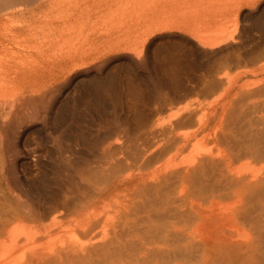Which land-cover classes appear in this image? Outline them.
<instances>
[{
	"label": "bare ground",
	"instance_id": "bare-ground-1",
	"mask_svg": "<svg viewBox=\"0 0 264 264\" xmlns=\"http://www.w3.org/2000/svg\"><path fill=\"white\" fill-rule=\"evenodd\" d=\"M256 2L0 0V264H264V38L213 18ZM179 24L207 68L158 98Z\"/></svg>",
	"mask_w": 264,
	"mask_h": 264
},
{
	"label": "rangeland",
	"instance_id": "rangeland-1",
	"mask_svg": "<svg viewBox=\"0 0 264 264\" xmlns=\"http://www.w3.org/2000/svg\"><path fill=\"white\" fill-rule=\"evenodd\" d=\"M249 9H252L251 13L248 12ZM215 11H217V14L213 18L224 19L227 14H229L231 18H233L234 15L242 17L246 28L248 30L252 29V36H256L255 38L260 39L264 38V0H257L253 6L247 4L233 6V8L230 7V9H226V11L223 10V6L219 5ZM191 32L192 30L190 28H186L185 25L179 24L169 28H161L147 38L146 41L150 45L149 55L156 67V73L153 79L155 77L163 78L167 83L166 90L163 88L158 90V98L164 99L167 92L176 93L180 86L187 81L191 83L190 78H188L190 71L199 75L202 73V70L207 68L199 65L200 63L190 54L189 48L186 47L182 38L170 35L172 33L191 35ZM123 52L126 51H115L110 55H117ZM227 54L225 53L220 57H224ZM113 66L118 68V71H116L117 76L123 81L127 94H129L135 102L140 103L145 94H152L153 89L144 86V84L147 83L146 80H135L131 75L126 73L124 67H122L119 62L113 63ZM10 159L12 161L19 160V153L12 151ZM18 164L22 165V162L20 161ZM21 170L26 171L24 168H21Z\"/></svg>",
	"mask_w": 264,
	"mask_h": 264
}]
</instances>
